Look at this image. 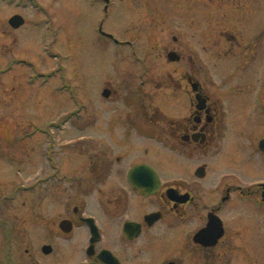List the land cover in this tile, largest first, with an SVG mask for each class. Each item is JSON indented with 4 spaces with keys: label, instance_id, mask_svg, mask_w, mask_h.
<instances>
[{
    "label": "flooded vegetation",
    "instance_id": "flooded-vegetation-1",
    "mask_svg": "<svg viewBox=\"0 0 264 264\" xmlns=\"http://www.w3.org/2000/svg\"><path fill=\"white\" fill-rule=\"evenodd\" d=\"M116 1L89 0V5L102 3L107 18L114 19L119 10ZM0 2L6 3L4 9L26 10L29 5L27 0ZM159 2L163 4V0L153 2L152 14L156 12V19L177 28L191 27L189 21L195 13L190 0L186 22L184 16L181 21L178 15L170 17ZM247 2L246 6L253 8V0ZM138 4L130 6L134 17L141 16L143 20L146 12L140 14L135 10L146 4ZM243 11L241 8L236 15ZM16 15L24 20L13 27L9 19ZM7 22L16 31L26 25V18L21 11L11 9ZM103 22L98 26L103 38L119 47L136 45L133 37L121 41L104 31ZM250 33V39L244 37L245 33H241L242 42L236 39V54L233 50L216 51L222 43L187 45V67L177 75L169 74L173 88L163 99L168 101L166 107L171 113L153 103L143 104L147 113L153 108L151 118L147 119V114L134 116L135 106L124 103L127 110L124 121L115 119L101 124L99 119L72 121L71 127L79 132L95 128L105 135L93 138L82 135L62 144L68 147L84 142L82 148L86 143L93 152L77 149L59 157L55 152L59 138L52 135L53 128L66 131L68 120L52 121L42 131L47 134L44 154L49 167L41 179L45 185V210L40 237L44 241L32 250L31 244L26 246L24 254L8 251L7 244L12 242L11 223L15 221L2 215L0 264H263L264 226L260 223H264V177L246 180L241 175L255 163L264 165V85L249 83L248 73H264V43L259 42L264 27ZM172 39L180 42L176 35ZM172 51L176 52V60L169 59ZM166 54L174 64L185 59L178 47ZM134 59L147 69L146 75V58L135 54ZM5 65L4 75L17 67L28 68L27 79L31 83L30 60L15 54L8 57ZM108 82L102 87V96L117 99V90L105 87ZM105 89L109 90V96L103 94ZM174 99L176 102H172ZM236 105H240L242 124L232 109ZM243 124H252L255 132L243 133L240 129ZM99 139L102 145L98 146L94 140ZM137 139L156 144V156L152 159L137 156L136 148H140ZM164 148L194 166L189 170L177 168L182 175H166L163 164L169 166V160L165 163ZM16 159V154H10L8 163ZM37 186L32 184L31 190ZM14 193L28 196L31 192L13 190L12 200ZM1 199L8 201L5 197ZM23 202L21 205L29 213L31 203Z\"/></svg>",
    "mask_w": 264,
    "mask_h": 264
},
{
    "label": "rangeland",
    "instance_id": "rangeland-1",
    "mask_svg": "<svg viewBox=\"0 0 264 264\" xmlns=\"http://www.w3.org/2000/svg\"><path fill=\"white\" fill-rule=\"evenodd\" d=\"M131 1H116L119 10L114 19L113 16L107 18L102 3L92 7L89 0H27L29 5L26 10L12 7L4 9L6 3L0 2V194L4 193L0 195V217L3 215L15 221L11 223L12 242L7 244L8 251L24 254L26 246L31 244L32 250L44 241L40 237L43 236L42 213L45 210V185L41 179L49 167L44 154L47 134L42 131L48 129L52 121L68 120L65 123L66 131L53 128L52 135L59 138L55 145L59 157L64 158V154L77 152V149L93 152L86 143L82 148L84 142L68 147L62 144V141L82 135L92 138L105 135L103 132L98 133L95 128L79 132L71 127L72 121L99 119L100 124L115 119L124 121L127 119L124 103L135 106L131 107L137 110L133 112L134 116L147 114V119L151 118L153 108H149L147 113L143 104L153 103L171 113L166 107L168 101L163 100L173 88L169 74L177 75L186 69V47L189 43H222L215 48L216 51L233 50L236 54V39L242 42L241 33L250 39L252 29L261 31L264 27V0H253V8L246 6L247 0H190L195 13L189 21L191 27L181 25L178 28L156 19V12L152 14L154 0H144L146 6H142V0L136 3L135 0ZM188 1L163 0V4L159 2V7L162 4L168 10L166 14L170 17L178 15L180 21L184 16L186 22ZM139 2L142 8L135 11L140 14L146 12L143 20L141 16L134 17V10L130 6L139 5ZM17 3H23V0H17ZM241 8L245 11L241 12L238 20L240 15L236 14ZM11 9L14 12L21 11L26 18V25L16 31L7 22ZM111 12L114 13L113 10ZM101 21H104V31L114 34L121 41L133 37L137 41L136 45L119 47L103 38L98 31ZM140 23L144 25L140 26ZM174 35L179 37V43L173 41ZM259 42L264 43V36ZM177 47L185 55L180 64L171 63L166 54L169 49ZM15 54L31 61V83L27 79L28 68L17 67L3 74L6 60ZM135 54L146 58V75L144 72L147 69L136 62ZM214 70L217 71L216 68ZM260 72L249 71V83L264 85V73ZM144 80L146 83H143ZM106 82L108 84L105 87L117 90V99H105L102 96V87ZM71 94L77 102L71 98ZM172 102H176V99ZM232 107L238 113L240 105ZM238 118L239 124H242L243 116L238 113ZM241 127L243 133L255 132L252 124H243ZM94 141L98 146L102 145L101 139ZM137 144L141 148H136L137 156L147 159L156 156V144L144 139H137ZM162 151L165 163L169 160V166L163 164L166 175H182V171L178 172L179 168L189 170L194 166V163L176 157L168 148ZM10 154L17 156L16 162L12 164L8 163ZM241 175L246 180L262 178L264 165L255 163L249 169H244ZM32 184H37V188L31 190ZM13 190L31 193L28 196L14 193L12 200L10 192ZM4 197L8 201L1 199ZM24 200L31 203L29 213L21 205ZM34 216L36 220H33ZM260 226H264V223H260Z\"/></svg>",
    "mask_w": 264,
    "mask_h": 264
},
{
    "label": "water",
    "instance_id": "water-1",
    "mask_svg": "<svg viewBox=\"0 0 264 264\" xmlns=\"http://www.w3.org/2000/svg\"><path fill=\"white\" fill-rule=\"evenodd\" d=\"M23 20L24 18H22L21 16L19 15H16V16H13L11 19H9L10 23L13 25V27H18L20 26L22 23H23ZM176 52L175 51H172L170 52L169 54V59L170 60H176ZM109 90L105 89V91L103 92V94L105 96H109ZM262 147L264 148V140L262 141Z\"/></svg>",
    "mask_w": 264,
    "mask_h": 264
}]
</instances>
